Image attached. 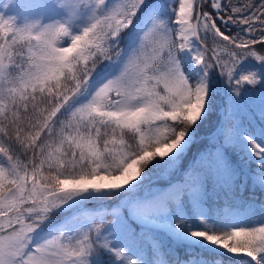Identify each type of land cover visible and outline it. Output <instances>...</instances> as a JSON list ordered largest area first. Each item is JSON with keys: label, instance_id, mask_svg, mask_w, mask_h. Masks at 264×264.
Returning <instances> with one entry per match:
<instances>
[{"label": "snow or ice", "instance_id": "6c2138e0", "mask_svg": "<svg viewBox=\"0 0 264 264\" xmlns=\"http://www.w3.org/2000/svg\"><path fill=\"white\" fill-rule=\"evenodd\" d=\"M28 4L0 14V264H264V202L244 198L264 193V127L238 120L257 86L264 120V0ZM214 75L224 115L182 168ZM152 172L169 182L145 192ZM110 200L107 226L86 205ZM148 229L187 258L154 237L146 258Z\"/></svg>", "mask_w": 264, "mask_h": 264}, {"label": "trees", "instance_id": "16d2710c", "mask_svg": "<svg viewBox=\"0 0 264 264\" xmlns=\"http://www.w3.org/2000/svg\"><path fill=\"white\" fill-rule=\"evenodd\" d=\"M11 3V4H9ZM5 5H8L7 8H5ZM0 14H3L5 18L14 16L18 19V21H23V19L26 16H32L35 15V10L32 9L29 4L28 0H0ZM258 48L260 46H257ZM188 59L191 60V55L189 54ZM219 76L215 75V81L213 82V95L211 96V109L210 113L201 124H199L198 128L196 129V137H199L202 134H210V132L217 126L220 115H221V106L219 103V97H220V81L218 80ZM226 85V83H225ZM226 88V86H225ZM228 89V88H227ZM261 88L259 86L252 88V93L248 95L245 99V108L243 107L242 110L238 114V120L239 122L246 127L249 131H255L253 128L258 131L257 127L250 121L248 114L252 111L256 112L259 114L260 112V95L259 93ZM228 102V90H226V94L224 95V106L226 108ZM245 109L248 110V112H245ZM261 122H259V125L261 126ZM260 126H258L260 130ZM252 131V132H253ZM212 139L211 138H203L199 142L196 143L195 146H191L190 150L188 151L187 156L184 158V164L182 165V168L186 166L187 161H189V156L192 155V150H195L194 158L195 156L205 150V149H210L212 148ZM205 144V145H204ZM205 146V147H204ZM179 173H177L175 176L172 177V179H175ZM159 176L156 172L151 173V178ZM159 184L161 186H165L167 182L163 180H159ZM244 198L245 199H251L254 200L257 204H260L261 202H264V193H261L259 189H256L255 191H252L251 188L249 187L248 189L245 190L244 192ZM214 206H219L224 203V200L221 197L214 198L211 202ZM114 207V204L111 202H106L104 204H94L90 205L87 208L88 212L90 214L96 215L97 219L103 218L105 220V223L107 226H111V221L112 217L110 215L105 216V211L106 210H111ZM68 213H62L61 215L57 216L56 222H60L65 215ZM256 215H260L259 210L257 209ZM59 219V220H58ZM193 223H197L195 218H192L191 220ZM155 238L157 240H160L166 248H172L175 249L177 252L180 254L181 259H185L186 253H185V247L184 245H178L176 242L171 240L167 234L162 231V230H154V229H148L145 231L144 237L138 241L139 246L144 250L146 258H151L148 256L149 253V244L152 240V238ZM197 253H199L201 256L205 257L208 259L209 264H213V261H219L220 258L217 257L214 253H209L206 250H200L196 249L195 250ZM169 259L171 257H168ZM105 259H109L108 257H105Z\"/></svg>", "mask_w": 264, "mask_h": 264}, {"label": "rangeland", "instance_id": "374dc122", "mask_svg": "<svg viewBox=\"0 0 264 264\" xmlns=\"http://www.w3.org/2000/svg\"><path fill=\"white\" fill-rule=\"evenodd\" d=\"M249 63H252V64H255V62L254 61H249ZM256 67H257V70H258V68H259V65H256ZM219 81H220V77H219V79H218ZM215 81V75L213 76V82ZM220 84H221V82H220ZM224 85H225V82H224ZM226 86V88H225V94H226V90H228L227 88H228V86L227 85H225ZM245 91H246V93H248V95H250L251 93H252V88H249V87H246L245 88ZM261 91V90H260ZM247 95V96H248ZM220 96H221V87H220ZM246 96V97H247ZM223 101H224V98H223ZM219 103H220V97H219ZM223 105H224V103H223ZM261 105V102H260V104H259V106ZM225 107V106H224ZM245 108V107H244ZM245 112H248V110L247 109H245ZM248 117H249V119H250V121L257 127V129H258V131H256V129L255 128H253L255 131H253V133H255V134H258L259 133V128H258V126H260L259 125V122H261V119H260V115L258 114V113H256V112H254V111H252V112H250L249 114H248ZM219 122H220V119H219ZM219 122H218V124H219ZM218 124H217V126H218ZM217 126L210 132V133H212L213 131H215V129L217 128ZM262 127H264V120H262V123H261V126H260V128H262ZM202 135H208V134H202ZM202 135H200V136H202ZM199 136V137H200ZM197 138L198 137H196L195 138V140H194V143L191 145V146H195L196 145V143L197 142H199L201 139H199V140H197ZM203 139V138H202ZM205 145V144H204ZM205 147V146H204ZM194 154H195V150H192V155H190L189 156V161L190 160H192L193 158H194ZM189 161H187V164H188V162ZM187 164H186V166H187ZM185 166V167H186ZM151 179H158L157 181H155V182H152V183H150L149 185H147V186H145V192H147V191H149L150 189H152V188H154V187H159V188H163V187H165V186H161V185H157V184H159L158 182H160L159 180H163V181H165V182H167L168 183V181H166V180H164V179H162L160 176H155V177H152ZM107 201H104V202H101V203H93L92 205H94V204H98V205H100V204H104V203H106ZM109 202H111V203H113L114 204V206H115V204L117 203L115 200H110ZM108 203V202H107ZM69 214V213H68ZM67 214V215H68ZM66 216V215H65ZM57 219V218H56ZM192 222V221H191ZM56 223H59V222H56ZM193 223V222H192ZM195 226H197V227H199L200 225L199 224H197V223H193Z\"/></svg>", "mask_w": 264, "mask_h": 264}, {"label": "water", "instance_id": "95a60500", "mask_svg": "<svg viewBox=\"0 0 264 264\" xmlns=\"http://www.w3.org/2000/svg\"><path fill=\"white\" fill-rule=\"evenodd\" d=\"M220 82H221V96H220V106H221V115H220V122H219V124H218V126L220 125V123H221V118L223 117V115H224V111H225V107H224V105H223V98H224V95H225V85H224V80L222 79V78H220ZM218 126H217V128H218ZM217 128L215 129V131H213L212 133H210V134H208V135H202V136H200V137H198L197 138V140H199V139H202V138H211V137H213V135H214V133L216 132V130H217ZM191 161V160H190ZM179 178V175L175 178V179H178ZM175 179H173V180H175ZM158 179H150V180H148L147 182H146V185L145 186H147V185H149L150 183H152V182H155V181H157ZM169 182V181H168ZM107 202H109V201H107ZM99 203H101V202H99ZM93 203H89V204H87L86 205V207H88V206H90V205H92ZM73 211H78V210H73ZM71 213H69L68 215H70ZM64 218V217H63ZM57 220V219H56ZM59 220V219H58Z\"/></svg>", "mask_w": 264, "mask_h": 264}]
</instances>
